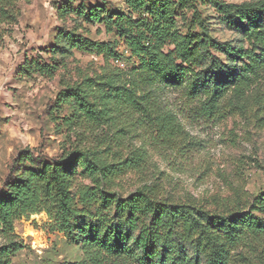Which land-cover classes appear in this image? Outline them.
Wrapping results in <instances>:
<instances>
[{"label":"trees","instance_id":"trees-1","mask_svg":"<svg viewBox=\"0 0 264 264\" xmlns=\"http://www.w3.org/2000/svg\"><path fill=\"white\" fill-rule=\"evenodd\" d=\"M122 2L124 7L57 0L58 18L71 26L55 36V61L21 66L25 75L53 76L75 49L102 56L108 65L100 75L67 84L55 105H67L71 114L64 125L77 136L81 129L92 131L93 142L81 139L56 158L26 151L16 159L19 167L0 189V264H12L26 247L16 221L43 212L83 252V259L66 264H255L247 253L264 249V191L246 205L215 209L164 198L157 185L122 195L118 182L141 169L143 154L106 155L111 143L97 132L121 110L150 117L155 112L165 135L175 130L171 113L156 114L165 89L184 90L208 117L228 96L245 100L264 78V0ZM19 17V0H0V34ZM91 26L109 38H91ZM126 53L131 68L109 65ZM258 262L264 264V254Z\"/></svg>","mask_w":264,"mask_h":264},{"label":"rangeland","instance_id":"rangeland-1","mask_svg":"<svg viewBox=\"0 0 264 264\" xmlns=\"http://www.w3.org/2000/svg\"><path fill=\"white\" fill-rule=\"evenodd\" d=\"M104 2L124 7L122 0H88L89 4ZM56 3L19 0L18 22L0 34V189L19 167L16 159L20 153L29 151L51 159L81 139L93 142L92 131L81 129V136H77L64 125V117L71 114L67 105L63 110L55 105L67 84L103 73L108 65L102 56L75 49L60 62L53 76L21 72L26 60L55 61L50 52L55 36L61 27L71 26L70 21L58 18ZM90 29L93 39L109 38L96 26ZM119 49L124 51L123 46ZM128 56L126 53L109 65L129 69L133 61ZM246 96L240 102L228 96L208 117L202 104L191 101L184 90L165 89L156 114L157 110L161 115L169 112L178 123L167 135L155 112L150 117L121 110L112 124L97 132L111 143V152L106 155L114 151L130 158L138 152L144 160L141 169L123 177L115 189L128 195L144 185H157L164 198L195 200L210 209L239 201L246 205L264 191V78ZM15 232L26 247L13 256L12 264H66L84 257L79 246L53 229L44 212L16 221ZM263 254L259 246L247 253L255 264Z\"/></svg>","mask_w":264,"mask_h":264},{"label":"built area","instance_id":"built-area-1","mask_svg":"<svg viewBox=\"0 0 264 264\" xmlns=\"http://www.w3.org/2000/svg\"><path fill=\"white\" fill-rule=\"evenodd\" d=\"M117 62H119V61H117Z\"/></svg>","mask_w":264,"mask_h":264}]
</instances>
